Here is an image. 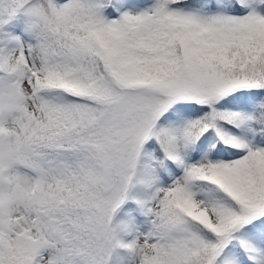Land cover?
<instances>
[{"label":"snow or ice","instance_id":"snow-or-ice-1","mask_svg":"<svg viewBox=\"0 0 264 264\" xmlns=\"http://www.w3.org/2000/svg\"><path fill=\"white\" fill-rule=\"evenodd\" d=\"M0 264H264V0H0Z\"/></svg>","mask_w":264,"mask_h":264}]
</instances>
